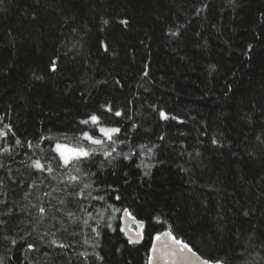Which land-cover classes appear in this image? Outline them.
I'll return each mask as SVG.
<instances>
[{
  "label": "trees",
  "instance_id": "1",
  "mask_svg": "<svg viewBox=\"0 0 264 264\" xmlns=\"http://www.w3.org/2000/svg\"><path fill=\"white\" fill-rule=\"evenodd\" d=\"M93 114L116 151L63 166ZM0 133V264H264V0H0Z\"/></svg>",
  "mask_w": 264,
  "mask_h": 264
},
{
  "label": "snow or ice",
  "instance_id": "2",
  "mask_svg": "<svg viewBox=\"0 0 264 264\" xmlns=\"http://www.w3.org/2000/svg\"><path fill=\"white\" fill-rule=\"evenodd\" d=\"M123 23H127V22L124 21ZM106 110L111 111L110 108H108ZM115 115L120 116L121 113L116 112ZM161 116L164 118H167L164 113H161ZM81 123L84 125H89L91 123V125L96 126V130H98V132L101 135L99 137H97L94 134H90L89 131H83L81 133V136L77 139L75 144L70 145V144H63V143H59V142L56 143L54 151L57 152L63 166H65V167L69 166L70 164H81L84 161L91 159L94 155H96L98 153V149L102 151V154L105 157V159L111 157L112 153L116 151V149L114 147L112 148L111 151H108L104 146H105L106 142L113 143V144L115 143V141L113 140V135L118 134L120 132L119 128H109V127L102 126L100 123V118L95 114L91 115L88 119L82 120ZM0 135H3V133H0ZM80 140H86L89 142L90 145H93L96 147L86 148L85 146H83L80 143ZM213 142L215 143V141H213ZM17 143H19V141H17ZM142 147H144V146H142ZM149 151H151V149H149ZM33 167L37 170H40V171L45 170V166L43 164H41V162L39 160L34 161ZM47 171L51 172L52 168L48 167ZM77 171H80V169L77 168ZM68 179H69V181H76L77 177L70 175L68 177ZM86 187H88V186H86ZM93 199H97V197H93ZM99 199H102V197H100ZM117 199H119V197H117ZM109 207L112 208L113 206L109 205ZM113 210L115 212L120 211L119 208H114ZM123 211H124L125 215H128L132 219H135L134 217H131V213H129L127 209H124ZM39 212L41 214H43L45 212V209L41 207L39 209ZM142 226H143V222L138 221L137 227H142ZM137 235L140 236L141 233L137 232ZM163 235L171 237V233H163ZM171 238L173 240V243L181 245V247H180L181 252H183L185 249H187L189 252L192 251V249L189 248V246L187 244H182V242L179 240H176L175 237H171ZM156 239L159 240L160 236L158 235L156 237ZM13 243H15V241H13ZM53 243H55V241H53ZM59 246L63 247L64 245H59ZM31 247L32 246L29 245V248H31ZM193 255H196V254L193 252ZM197 258L199 259V257H197ZM202 264H210V262L208 260H203ZM216 264H221V262L217 261Z\"/></svg>",
  "mask_w": 264,
  "mask_h": 264
},
{
  "label": "water",
  "instance_id": "3",
  "mask_svg": "<svg viewBox=\"0 0 264 264\" xmlns=\"http://www.w3.org/2000/svg\"><path fill=\"white\" fill-rule=\"evenodd\" d=\"M142 227H137L135 219L123 213L120 220V231L130 245H139L142 242ZM137 232L141 235L138 236ZM181 245L173 243L170 236L160 235V239L153 240L148 264H202L203 259L185 249L180 251ZM199 257V259L197 258Z\"/></svg>",
  "mask_w": 264,
  "mask_h": 264
}]
</instances>
